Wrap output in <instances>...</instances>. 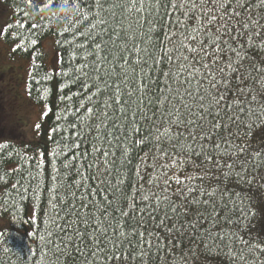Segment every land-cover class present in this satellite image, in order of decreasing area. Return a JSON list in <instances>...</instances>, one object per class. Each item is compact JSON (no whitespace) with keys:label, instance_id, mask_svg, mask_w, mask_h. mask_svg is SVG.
<instances>
[{"label":"trees","instance_id":"1","mask_svg":"<svg viewBox=\"0 0 264 264\" xmlns=\"http://www.w3.org/2000/svg\"><path fill=\"white\" fill-rule=\"evenodd\" d=\"M102 2L103 9L96 6V0H52V3L0 0V53L1 48L8 53V62H0V80L10 71L17 75L14 64L25 62L26 78L23 74L16 79L24 84L28 102L40 114L43 112L37 122L40 128L35 127L36 135L31 139L21 138L20 133V137L13 139L11 135L0 138L7 139L0 142V264H124L119 259L121 254L126 264H264V255H261L264 251V179H261L264 166L251 167L261 161L249 155L248 166L240 168L244 154H238L241 159L230 176L214 171L211 182L205 181L208 191L216 190L220 225L213 234L222 232V241L218 238L202 244L197 239L190 243V234L183 243L175 245L170 241L165 245L161 239L159 243L164 246L159 247L149 242L152 237L145 235L142 242L136 237L131 245L125 242L121 248L117 243L113 248L107 244L103 254L97 251L91 233L92 223L103 219L98 206L101 211L107 207L105 223L112 225L109 235L118 223L124 230V219L129 232L146 230L139 211L144 205L137 192L140 188L145 191L152 188L148 180L159 173V164L164 163L153 159L160 151L155 137L159 134L157 128L165 131L166 118L175 104L168 89L175 93L178 86L164 73L178 71L176 60L180 52L172 54L171 63L167 59L163 63L155 61L164 58L165 50L173 47L167 42L166 34L175 33L177 42L183 40L179 33L185 30L184 25H177L175 21L186 20L181 15L183 10L176 11L170 4L160 8L145 4L143 11L137 13L131 9L129 0ZM115 3L122 6L113 8ZM258 4L259 0H248L244 18L251 17L264 25V8ZM235 7L232 0V8ZM100 20L104 23L99 24ZM198 24L196 19L190 27ZM47 37H53V48L59 54L57 69H50L46 63L43 41ZM247 39L242 37L244 41ZM256 43V47L243 45L248 56L246 64L264 67L261 65L264 48L259 46L260 41ZM185 78L187 73L180 80ZM196 84L193 80L192 91L196 90ZM180 91L183 93L184 89ZM12 93L16 95L17 88ZM235 95L233 90L232 96ZM165 96L172 104L162 103ZM88 108L95 110L94 119L88 114ZM245 108H255L257 115L260 114L259 100L254 105L246 104ZM145 113L152 119L146 120ZM16 119L20 121L19 116ZM223 119L229 123L227 117ZM253 121L251 128L245 124L239 129L240 135L232 139L229 150L241 146L250 154L264 152V124L255 117ZM92 124L100 127L93 130ZM179 131L183 132V128ZM232 131L237 129L233 126ZM145 137L148 139L143 144L135 143ZM202 143L216 155L209 141ZM216 143L221 144V149L225 147L220 137ZM74 144L79 147H72ZM167 147L170 155H175L171 146ZM94 148L110 153L107 165L111 169L110 187L98 193L100 181L85 179L96 173ZM85 152L87 156L82 155ZM89 164L93 167L89 168ZM121 180L123 184L119 183ZM109 198L111 206H108ZM131 203L136 204L137 210L122 219L115 209L129 211ZM224 205L227 207L221 212ZM197 207L205 215L212 209V205L207 209L202 205ZM84 219L90 220L87 226L82 222ZM210 226L211 218L205 229ZM147 231H155L152 220L147 222ZM257 244L260 251H251ZM113 253L118 257L116 260L106 259Z\"/></svg>","mask_w":264,"mask_h":264},{"label":"snow or ice","instance_id":"2","mask_svg":"<svg viewBox=\"0 0 264 264\" xmlns=\"http://www.w3.org/2000/svg\"><path fill=\"white\" fill-rule=\"evenodd\" d=\"M247 2L248 0H235L236 7L232 8V0H129L131 9L136 10L137 13L143 11L145 4H148L150 8L153 6L156 8L167 7L170 4L176 11L183 10L181 15L186 17V20L177 19L175 23L183 24L185 30L179 33L183 36V40L179 42H177L175 33L166 34L167 42L171 43L173 47L165 50L164 58L155 61V63H163V59H167L171 63L172 54L177 50L180 52L176 60L178 71L173 73L170 70L164 73L169 80L178 85L175 93L168 89L175 104H172L168 96L163 98L162 103L172 104V113L166 118L165 131L160 132L157 128L159 134L155 137L160 151L153 159L157 163L163 160L164 163L159 164V173L148 180V184L152 188L147 191L140 188L137 192L140 203L144 205L139 211L146 230L140 232L133 229L132 232H129L127 219H124V230H121V225L118 223L109 235V228L112 225L105 223L107 207L101 211L98 206L97 211H100L103 219L92 223L91 237L99 253L105 252L104 245L111 244L113 248H116L119 243L122 248L125 242L131 245L132 240L136 237H139L142 242L145 235L152 237L153 239L149 242H154L159 247L164 246L159 243L161 239L164 240L165 245L169 241L175 245L177 242L183 243L184 238L190 234V243L197 239L202 244H205L207 240L215 242L218 238L222 241V232L213 234L220 225V216L216 211L218 207L216 190L208 191L205 181L211 182L214 171L222 172L225 177L230 176L241 159L238 154H244V162L239 164L240 168L248 166L249 155L254 160L260 159L261 161L251 167L264 166V152L250 154L245 147L236 146L234 150L228 148L232 139L240 135V128L245 124L251 128L254 122L253 117L264 124V67H257L251 63L246 64L248 56L243 47L244 44L256 47V42L260 41L259 46L264 48V25H260L259 21L253 20L251 17L244 18ZM49 3H52V0H49ZM138 4L139 8H137ZM47 6L45 5V7ZM96 6L103 9L104 3L102 0H96ZM120 6H122L120 3L112 5L113 8ZM258 6L264 8V0H259ZM229 9L232 10L229 11ZM196 19H199V24L196 27H190ZM98 23L103 24L104 21L100 20ZM20 26L23 27V25ZM152 29L156 30L155 24L152 25ZM232 33H236V36H233ZM244 36L248 37L247 41L242 40ZM32 43L35 44L36 41H32ZM237 43H240L241 47H235ZM99 47L100 45L97 44L96 48L99 49ZM261 65H264V61H261ZM185 73H187V78L181 81L180 77ZM253 73L257 75H253ZM193 80L197 81L195 91L191 90ZM185 85L189 87L185 88ZM182 88L184 89L183 93L180 91ZM233 90L236 91L235 96H232ZM145 91H147L146 87ZM229 97H231V102H229ZM186 100L188 102H185ZM258 100L259 115L255 108H245L246 104L254 105ZM87 112L91 118H95L93 108H88ZM246 114L247 120H245ZM44 115L46 116L47 112ZM224 117L228 118L229 123L224 122ZM144 118L152 119L146 113ZM233 126L237 131H232ZM36 127L39 129L40 125L37 124ZM73 127L75 128L76 125ZM90 127L96 130L100 125L92 124ZM181 128H183V132L179 131ZM174 131L175 135H173ZM225 132L228 133L227 136H223ZM184 133H187V137H184ZM217 137H220L225 145L223 149H221L220 143H216ZM146 139L148 138L136 140L135 143L143 144ZM202 141H209L212 148L216 150V155H212L207 145ZM197 144H199V150H197ZM169 145L175 155H170L167 147ZM72 147H79V145L74 144ZM93 151L97 153V159L94 162L96 173L85 177V179L100 181V185L96 189L98 193L101 189L110 187L108 178L111 175V169L107 167L110 153L103 148H94ZM82 155L87 156L88 153L85 152ZM155 166L154 164L153 167ZM65 167H69V165L66 164ZM88 167H93V164H89ZM189 169H191L190 174H188ZM224 169L228 171H224ZM237 176H240L239 172H237ZM261 179H264V176ZM195 181H199V183H194ZM119 183L123 184L124 181L121 180ZM197 194L199 197L207 198H199ZM221 196L223 197V193ZM125 199L128 198L125 197ZM111 203L109 198L108 206H111ZM201 205L205 209L212 205L211 212H208L207 215L200 212L197 206ZM226 207L224 205L220 211L223 212ZM128 208L129 211L120 208L115 211H119L123 219L132 216L137 210L135 203L128 204ZM161 212L162 216H160ZM145 213L148 214L147 217H145ZM210 218L211 226L205 229V224L209 223ZM148 220L153 221L155 231H147ZM156 220L159 221L158 224L155 223ZM82 222L87 226L90 220L84 219ZM225 222L230 223L231 221L226 220ZM200 229H204V231L201 232ZM77 250L79 251V249ZM251 251H260V245H255ZM261 255H264V251H261ZM117 258L115 253L106 257L108 260ZM240 258L244 260L242 255ZM119 259L126 264L123 254Z\"/></svg>","mask_w":264,"mask_h":264},{"label":"rangeland","instance_id":"3","mask_svg":"<svg viewBox=\"0 0 264 264\" xmlns=\"http://www.w3.org/2000/svg\"><path fill=\"white\" fill-rule=\"evenodd\" d=\"M9 16V14H8ZM2 15H0V18ZM2 19V18H1ZM8 17H6L7 22ZM53 37H47L43 41V50L46 58V63L50 69H57L59 64V54L53 48ZM0 62H8V53L4 48H1ZM14 68L18 76L24 74L26 78V64H14ZM17 75L10 71L8 74L0 80V138H5L7 135H11L12 139L16 137L31 139L36 135L35 127L39 119L43 116V112L40 114L39 109L32 106L25 96V86L19 80ZM17 88L16 95L12 93ZM24 97V99H23ZM44 110V109H43ZM16 116L20 117V121L16 122ZM16 122V123H15ZM18 122H21L19 125ZM14 130H13V129ZM20 133V135L18 134ZM7 139L0 140L3 142Z\"/></svg>","mask_w":264,"mask_h":264}]
</instances>
